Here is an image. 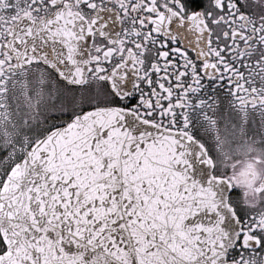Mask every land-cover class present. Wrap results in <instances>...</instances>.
Masks as SVG:
<instances>
[{
  "label": "snow or ice",
  "instance_id": "1",
  "mask_svg": "<svg viewBox=\"0 0 264 264\" xmlns=\"http://www.w3.org/2000/svg\"><path fill=\"white\" fill-rule=\"evenodd\" d=\"M0 264H264V0H0Z\"/></svg>",
  "mask_w": 264,
  "mask_h": 264
}]
</instances>
